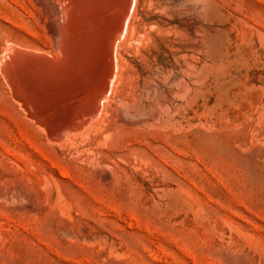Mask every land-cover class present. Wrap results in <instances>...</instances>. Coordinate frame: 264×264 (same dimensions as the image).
I'll return each instance as SVG.
<instances>
[{"label":"rangeland","instance_id":"obj_1","mask_svg":"<svg viewBox=\"0 0 264 264\" xmlns=\"http://www.w3.org/2000/svg\"><path fill=\"white\" fill-rule=\"evenodd\" d=\"M0 1V264H264V0H132L106 96L55 132L4 75L7 35L46 39Z\"/></svg>","mask_w":264,"mask_h":264},{"label":"bare ground","instance_id":"obj_2","mask_svg":"<svg viewBox=\"0 0 264 264\" xmlns=\"http://www.w3.org/2000/svg\"><path fill=\"white\" fill-rule=\"evenodd\" d=\"M131 1L17 0L28 16L27 23L33 21L38 29L36 33L42 32L46 41L38 40L33 34L7 35L12 55L4 59L6 70L4 66L2 68L8 87L12 88L10 91L38 125L55 132L72 125L71 121L79 110H86L80 113L82 116L85 112L97 111L99 98L107 93L114 72V43L124 28ZM2 27L11 32L10 26L2 24ZM206 41L208 45L213 40ZM134 106L130 111H135ZM156 116V113L152 114L153 119Z\"/></svg>","mask_w":264,"mask_h":264}]
</instances>
